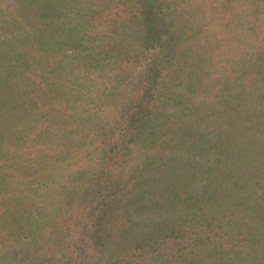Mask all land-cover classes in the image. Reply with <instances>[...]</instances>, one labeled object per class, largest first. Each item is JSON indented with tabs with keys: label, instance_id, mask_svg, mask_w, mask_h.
<instances>
[{
	"label": "trees",
	"instance_id": "1",
	"mask_svg": "<svg viewBox=\"0 0 264 264\" xmlns=\"http://www.w3.org/2000/svg\"><path fill=\"white\" fill-rule=\"evenodd\" d=\"M145 257L264 264V0H0V264Z\"/></svg>",
	"mask_w": 264,
	"mask_h": 264
},
{
	"label": "rangeland",
	"instance_id": "2",
	"mask_svg": "<svg viewBox=\"0 0 264 264\" xmlns=\"http://www.w3.org/2000/svg\"><path fill=\"white\" fill-rule=\"evenodd\" d=\"M187 242V241H186ZM181 243L178 241H171L168 245V250L167 252L170 253L171 255H174L176 253V251L180 248ZM150 258L149 257H145V259H143L142 263L143 264H147L149 262Z\"/></svg>",
	"mask_w": 264,
	"mask_h": 264
}]
</instances>
